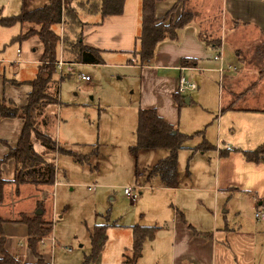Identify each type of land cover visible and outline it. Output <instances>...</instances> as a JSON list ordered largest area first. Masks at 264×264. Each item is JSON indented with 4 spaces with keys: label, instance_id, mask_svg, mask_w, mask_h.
Masks as SVG:
<instances>
[{
    "label": "rangeland",
    "instance_id": "1",
    "mask_svg": "<svg viewBox=\"0 0 264 264\" xmlns=\"http://www.w3.org/2000/svg\"><path fill=\"white\" fill-rule=\"evenodd\" d=\"M81 1L84 0L74 1L80 19L87 22L97 21L96 17L100 19L99 12H87L83 7L84 3L78 4ZM47 3L48 0H0V16L19 15ZM184 6L198 12L195 20H202L204 26L211 27L213 31L222 21V12L216 8L217 0H187ZM176 16L174 12V18ZM64 28L66 27L61 24L54 26L60 35ZM19 32L18 24L0 25V58L16 60V49L21 50L19 62L0 63V97L12 98L17 102L14 101L16 105L24 101L25 93L29 89L26 81L35 75L36 59L41 50L39 39L35 35L21 42L13 41ZM254 34L253 31L243 29L231 39L239 41L238 46L256 62L259 57L262 59L264 46L258 51L253 47L249 39H252ZM249 43L251 47H247ZM60 48L61 46L57 48L58 57ZM61 53L65 55L62 50ZM225 58L235 62V57L229 49L225 51ZM118 63V60H106L102 64L66 63L62 66V73L60 68L56 70L59 103L58 106L50 104L47 107L49 112L56 113L48 133L61 147L48 156L55 164V183L24 184L17 192L14 185L5 184L3 187L0 199L1 218L13 221L21 214L31 216L37 210H41L40 215L53 222L52 230L47 236L52 235L55 242L45 240L43 246H40L39 242L36 245L38 252H43L50 264H121L123 247L130 243L128 230L124 228V233L113 226L109 227L108 237L102 248L93 253L90 234L94 225L126 226L137 223L163 226L176 211H183L178 206L180 199L197 206L190 210L193 214L201 210V200L213 204L212 193H190V196L180 197L182 192L178 194L172 188L159 187L153 183L145 185L141 178L136 179V166L142 171L143 164L151 160L153 153L149 159H145V155L133 154L130 150L135 141L134 131L137 124L136 81L125 71L123 65H116ZM260 63L262 64L263 60H260ZM79 74L89 77V80L80 79ZM214 75L218 78L217 73ZM19 82L21 83L17 84ZM203 101L205 103L193 100L191 104H183L181 126H185L188 129L186 131L188 136H191L186 139L185 145L190 147L196 145L202 141V136L214 146L228 144V147H237L241 150L256 149L264 142V113L227 111L221 114L218 111L216 95L212 93L206 94ZM187 121L190 124L184 125ZM20 127L21 122L18 118H1L0 138L11 146L15 145ZM197 130L199 132H195ZM33 142L40 147L37 141ZM93 145L98 151L95 156L91 154ZM69 150L78 152L82 162L76 161ZM6 152L7 147L0 143V157ZM214 152L213 150L202 153L196 150L179 152V184L208 186L213 179L215 160L218 157ZM163 153L167 154L161 149L155 154L161 156ZM86 156L89 157L83 162ZM7 168L6 162L2 168L5 175L8 174ZM125 186L135 187L137 193L135 201H131L123 194L122 188ZM228 191L225 192L227 194L220 195L219 208L214 209L215 216L233 225L237 223L242 229L249 227V230H255L257 226V257L261 262L264 258V228L261 227L264 226V218L254 217L258 207L248 201L251 193L232 189ZM187 197L191 199L188 201ZM262 201L264 202V197ZM7 206H10V209ZM212 210L213 207L210 206V211ZM207 220L210 221L211 218ZM24 226L17 222L3 224L6 248L13 254L22 253L31 259L33 255L26 247ZM169 243L168 233L162 227L153 239L144 241L142 255L137 264H167V261H160L156 250L161 248L167 254ZM70 247L72 251L68 252L66 248Z\"/></svg>",
    "mask_w": 264,
    "mask_h": 264
},
{
    "label": "crops",
    "instance_id": "2",
    "mask_svg": "<svg viewBox=\"0 0 264 264\" xmlns=\"http://www.w3.org/2000/svg\"><path fill=\"white\" fill-rule=\"evenodd\" d=\"M177 1L178 0H157L154 7L155 16H163L168 9L177 3ZM217 1L219 7L217 6L216 8L218 10L220 9V12H222V21L217 26V29H214L213 31L211 27L204 26L202 20L197 21L195 18L192 19L187 25L178 29L177 37L175 39H164L157 43L152 62L149 65L127 64V61L133 57V51L137 47L136 36L141 29V0H125L122 14L107 16L102 22H99L100 19L98 17L95 18L97 19L95 22H87L80 19L83 23L81 26L83 42L102 50L103 63L106 60H118L119 63L116 65H123L125 71L128 74H131L132 78L135 79L137 112L139 108H154L157 114L167 123L171 124L177 131L185 135H188L186 132L188 129L185 126H181L182 109H184L182 108L183 104H191L193 100L195 102L205 103L203 98L209 93L216 95L218 111H220L221 114L227 111L264 113V53L261 54L262 59L259 57L255 62L252 60V56H247L242 47L238 46L239 41L236 40V42L231 39L234 35H238L243 29H246L248 32L253 31L255 33L254 37L249 39V42H252L253 47H256L255 49L257 51L259 48L262 49V46H264V0ZM184 5H178L175 11L177 16L185 9ZM178 11L179 13L177 14ZM196 13L198 14V12ZM232 20H236L238 23L235 24ZM199 31L208 34L213 33L220 36L221 44L218 49H213L207 46L200 38ZM251 46V43L247 45V47ZM227 49L233 53L235 62L225 58V51ZM219 52H221L222 55V62L213 59L214 54ZM20 53V48H17L16 60L4 57L0 58V63L8 62L15 64V62L20 61L18 59ZM41 53L42 46L36 59V71ZM183 58L194 59V62L192 65L183 66L180 63ZM68 60L66 54L64 56L62 55L60 48V56L56 63V70L60 68V73H62L61 70L64 64L67 63L69 65H74L78 63L70 62ZM260 60H263L262 64L260 63ZM59 61L62 62L61 65H58ZM220 66L222 67V70L219 72L217 68ZM181 73L196 83V89L185 93H179L177 91V82ZM214 73H217L218 78H216ZM216 79L218 80L215 82ZM28 87L29 89L27 92L30 90L29 85ZM258 87L259 90L257 91ZM27 92L25 93V96ZM177 97L180 98V101H177ZM2 98L5 100H13L12 98H7L5 96H1L0 100ZM23 103L18 105H22ZM49 105L46 106L45 112L53 116V122L47 127H43L47 134H49L48 130L54 123V117L56 116V113L48 111L47 107ZM51 105L58 106V104ZM190 115L192 114L190 113ZM20 122L22 127V121L20 120ZM186 124H190V122L187 121L184 125ZM195 132H199V130ZM202 138L203 141L204 136H202ZM1 141H4V139L0 138V143H3ZM31 141L33 148L36 146L35 151L43 153V146H41L40 142L33 135ZM33 141H37V143L40 144V147H37V144ZM202 141L192 147L184 144L185 147L178 151V155L181 151L193 152L196 150L201 151V153L204 151H215L214 153H216L218 157L215 160L213 179L210 184L203 187H195L192 186V184L180 185L178 164L177 182L175 186H169V188L174 189L178 194L182 192L180 197L190 196V193H212L213 204L210 205L209 201L201 200V210L198 213L193 214L190 213V210H193L197 206H195V204L190 205L189 203H185L184 199H180L178 206H180L184 212L181 211V213L180 211H176L170 219L165 221L163 226L147 225L157 227L154 236L162 227H164L166 233H168L170 243L167 248V254L161 248H157L156 250L157 255L160 257V261H167V264H264V258H262L260 262L257 257V226L255 230L252 229L253 231L249 230V227L242 229L237 223L233 225L228 223L227 220H219L214 212V209L218 210L219 208L220 195L227 194L225 192H229L228 190L232 189L237 192L251 193V197H248V201L252 202L255 207L259 208L256 209V212L263 213V216L260 218H256L255 214L254 217L256 219L264 218V211L261 212L264 204L262 201L264 197V161H247L242 155L241 148L228 147V144L218 146L215 144L214 146L210 141H207L209 145L214 148L201 149L199 147H202L200 146ZM96 151V147L94 146L91 154L93 155ZM157 152L158 150H145L139 152L140 155H145V159H149L151 157L150 154L153 153L151 160H148L143 164L142 171H139L136 166L135 177L136 179L141 178L145 185H149L148 183H145V169L152 165L156 160L166 155L163 153L161 157L160 155L155 154ZM49 154L51 153H45L44 155L47 160H49ZM6 162L8 163V174L5 175L2 168ZM6 162L1 165V175L3 179L11 180L14 176V160L8 159ZM137 170L141 172L142 175H137ZM7 185L11 186L13 184L7 183ZM133 188V191L136 193L135 187ZM123 194L129 197L124 192ZM136 198L132 200L129 197L131 201H135ZM186 199L189 201L191 198L187 197ZM210 206L213 207L212 211H210ZM7 207L10 209V206ZM0 214L2 213L0 212ZM208 218H211V220L208 221ZM7 222L16 223L10 220L5 221L1 225L2 230L3 224ZM132 225L122 226L111 224L108 226V228L113 226L118 230L120 229V231H123L124 233L125 228L130 234V243L125 245L121 252V264H126L124 263L123 255L125 253L129 254L128 252L131 247L132 236L130 226ZM261 227L264 228V226ZM24 237L26 247L28 248L26 242V230ZM45 242L40 244V246H43ZM4 248L13 257L16 255H19V257L22 256V259L20 257L19 260H16L19 263H32L35 261L34 256L31 259H28L25 254H13L8 248H6V239L4 240ZM67 251L71 252L72 248L70 247V250ZM142 251L143 245L141 254L135 264H137V261L141 257ZM40 253L43 256L44 261L50 264L46 255L43 252Z\"/></svg>",
    "mask_w": 264,
    "mask_h": 264
},
{
    "label": "trees",
    "instance_id": "3",
    "mask_svg": "<svg viewBox=\"0 0 264 264\" xmlns=\"http://www.w3.org/2000/svg\"><path fill=\"white\" fill-rule=\"evenodd\" d=\"M75 0H48V3L36 9L21 12L14 16H0L1 26L19 24L20 32L13 41L21 42L30 36L36 35L42 46V53L37 65L34 78L27 80L30 90L25 96L22 105H16L12 100H0V118H18L22 121V127L16 144L10 146L7 142L6 154L0 158V199L5 184L10 183L15 191L24 184L52 185L55 183L56 168L52 160L45 158V153H52L60 149L56 141L45 132L53 122V116L45 112L49 104H57L58 80L55 78L56 63L58 61L57 48L61 46L63 53L67 55L68 61L78 63L101 64L103 63L102 50L83 42V35L79 13L74 4ZM157 0H141V29L136 36L137 47L133 51L127 64L149 65L152 62L157 43L164 39H175L178 29L187 25L198 14L196 11L184 9L174 18V12L179 4H185L187 0H178L165 14L156 17L154 13ZM125 0H84L78 4L84 5L89 13L99 12L100 21L110 15H120L123 12ZM82 7V6H80ZM168 21L165 23V21ZM237 24L236 20H232ZM57 24L63 25L65 30L60 35L54 29ZM208 34V33H206ZM199 31L200 38L207 46L218 49L221 38L209 33L206 35ZM194 59L183 58L181 65H192ZM16 81V80H15ZM21 82L17 83L20 84ZM180 101V98H176ZM32 135L43 146V153L34 150L31 141ZM191 136L177 131L171 124L159 116L154 108H139L137 112V124L135 128V142L130 146L133 154L145 150H165L167 154L156 160L146 168L145 183L158 186H175L178 175V151L183 149L184 142ZM199 147L201 149H213L211 145L203 140ZM76 161L82 162L78 152L69 150ZM242 155L247 161H264V142L253 150H242ZM94 153L93 155H97ZM79 157V158H78ZM89 156L85 157L88 159ZM8 159L14 160V176L11 180H5L1 175V165ZM137 175H142L137 170ZM9 221L0 217V264H48L36 249L41 237L47 236L52 230L53 222L44 219L40 214L31 216L19 215L13 220L22 223L26 227V242L31 250L35 261L32 263H19L4 248V234L2 223ZM109 224L94 225L90 234V243L93 253H97L107 238ZM132 243L129 254L125 253L124 263L135 264L141 254V249L146 239L154 237L156 226L138 225L130 226Z\"/></svg>",
    "mask_w": 264,
    "mask_h": 264
},
{
    "label": "built area",
    "instance_id": "4",
    "mask_svg": "<svg viewBox=\"0 0 264 264\" xmlns=\"http://www.w3.org/2000/svg\"><path fill=\"white\" fill-rule=\"evenodd\" d=\"M213 59L222 62L221 52L214 54ZM61 64H62V62L59 61L58 62V65H61ZM181 69H183V68H181ZM217 70L220 72L222 70V67L220 66L219 68H217ZM78 76H79L80 79H83V80H88L89 79L87 76H84V75H81V74H79ZM196 87L197 86H196V83L195 82H193L189 78L185 77V75L183 73L180 74V76L178 78V82H177V91L179 93H185L187 91L194 90V89H196ZM133 190H134V188L131 187V186H125V187H123V192L126 195H128L132 200H134L136 198V193ZM262 216H263V213H260L258 211L255 213V217L256 218H260ZM45 240L54 242L53 236L50 235V236L41 237L39 239V243L40 244H43L45 242ZM66 249L67 250H70V248H66ZM14 259L15 260H18L19 259V255H16L14 257Z\"/></svg>",
    "mask_w": 264,
    "mask_h": 264
},
{
    "label": "water",
    "instance_id": "5",
    "mask_svg": "<svg viewBox=\"0 0 264 264\" xmlns=\"http://www.w3.org/2000/svg\"><path fill=\"white\" fill-rule=\"evenodd\" d=\"M40 213H41V210H37V211H36V214H40Z\"/></svg>",
    "mask_w": 264,
    "mask_h": 264
}]
</instances>
